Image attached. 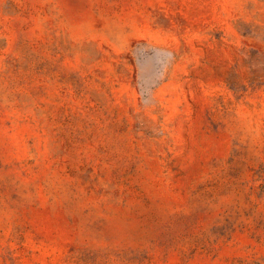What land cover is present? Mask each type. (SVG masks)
<instances>
[{
	"label": "rangeland",
	"instance_id": "1",
	"mask_svg": "<svg viewBox=\"0 0 264 264\" xmlns=\"http://www.w3.org/2000/svg\"><path fill=\"white\" fill-rule=\"evenodd\" d=\"M0 264H264V0H0Z\"/></svg>",
	"mask_w": 264,
	"mask_h": 264
}]
</instances>
